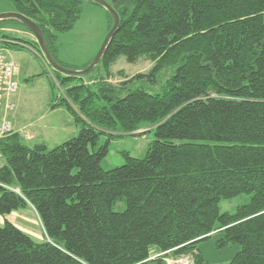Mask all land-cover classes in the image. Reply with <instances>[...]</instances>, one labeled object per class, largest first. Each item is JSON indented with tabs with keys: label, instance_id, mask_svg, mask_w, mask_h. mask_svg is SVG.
<instances>
[{
	"label": "trees",
	"instance_id": "trees-1",
	"mask_svg": "<svg viewBox=\"0 0 264 264\" xmlns=\"http://www.w3.org/2000/svg\"><path fill=\"white\" fill-rule=\"evenodd\" d=\"M10 1L60 63L56 34L74 26L83 0ZM107 2L120 23L105 70L120 56L153 66L118 86L97 83L96 92L68 87L61 105L80 130L54 148L0 137V215L31 206L46 236L37 242L4 219L0 264H162L152 249L209 264L196 247L214 232L218 248L240 246L227 264H264V0ZM55 72L62 84L78 78ZM161 76L159 91L148 92L145 82ZM94 95L104 104L93 105ZM144 122L154 126L144 155L123 153L124 164L108 165L100 136ZM241 194L248 203L220 212L222 199Z\"/></svg>",
	"mask_w": 264,
	"mask_h": 264
},
{
	"label": "rangeland",
	"instance_id": "rangeland-1",
	"mask_svg": "<svg viewBox=\"0 0 264 264\" xmlns=\"http://www.w3.org/2000/svg\"><path fill=\"white\" fill-rule=\"evenodd\" d=\"M10 0H0V13L14 11ZM109 19L105 9L94 2L83 0L81 13L74 26L66 31L59 32L55 39V57L70 70H82L92 61L98 52L103 40L108 33ZM0 35L11 37L17 41H25L27 46L17 49L3 46L0 49L7 60L16 65L15 79L17 89L10 96L13 108L9 110L11 132L17 133L21 141L28 147L43 143L51 149L62 144L66 140L76 136L80 130V124L75 121L72 113L61 105V100L66 97L64 92L70 86L87 85L96 92V84L106 81L113 86L131 79L136 74L148 73L153 62L146 56H138L132 61L124 56L118 57L106 71L101 62L89 74L68 80L63 84L56 79V72L45 60L39 50L36 38L21 23L11 20L0 22ZM34 46H36L34 48ZM61 76H66L60 73ZM166 76H161L157 84L145 82L148 92L159 91L162 81ZM93 105L104 104L105 99L93 96ZM69 100V99H68ZM70 101V100H69ZM72 109L81 117L76 104L71 102ZM153 125L144 122L133 133L124 134L120 130L115 132L120 136H111L105 131L100 136V143L109 141V151L106 162L111 166L124 164L123 153L132 157H142L148 144L154 139ZM0 163L3 159L0 157ZM250 195L241 194L233 198L222 199L219 203L220 212L235 213L237 208L249 202ZM123 202L114 205L115 211L123 209ZM35 241L46 239L41 222L34 208L29 206L24 210L13 211L8 217ZM5 216L0 215V225ZM220 234L214 232L211 236L200 241L196 249L209 264H227L240 250V246L230 243L226 247L216 246ZM195 250V251H197ZM168 255V257L166 256ZM194 253L173 255L171 252L162 255L155 249L151 251V257L165 258V264H194ZM152 259V258H151ZM148 264H160L151 261ZM162 264L163 260H162Z\"/></svg>",
	"mask_w": 264,
	"mask_h": 264
},
{
	"label": "water",
	"instance_id": "water-1",
	"mask_svg": "<svg viewBox=\"0 0 264 264\" xmlns=\"http://www.w3.org/2000/svg\"><path fill=\"white\" fill-rule=\"evenodd\" d=\"M90 2H94L96 4H99L102 6L105 11L108 12L112 19V25L110 29L108 30V33L106 34L103 43L101 44V47L99 48L98 52L96 53L95 57L92 59V61L82 70H70L68 68H65L63 65L58 63L54 57L52 56L46 41L39 29V27L28 17L24 16L23 14L17 12V11H11V12H4L0 13V22L5 20H16L25 27L29 29V31L33 34V36L36 38V42L39 45V50L44 55L45 60L47 63L56 71L66 75V76H73V77H82L84 75L89 74L91 71L94 70L96 66H98L101 62V59L106 51V48L115 34L119 23L120 18L116 10L110 5V3L107 2V0H87Z\"/></svg>",
	"mask_w": 264,
	"mask_h": 264
},
{
	"label": "built area",
	"instance_id": "built-area-1",
	"mask_svg": "<svg viewBox=\"0 0 264 264\" xmlns=\"http://www.w3.org/2000/svg\"><path fill=\"white\" fill-rule=\"evenodd\" d=\"M0 43L7 47L12 45L21 47L27 46V44H24L22 41H17L4 35H0ZM15 75L16 65L12 61L7 60L2 49H0V137L8 135L11 132V122L5 114H2V108L5 112L13 108L10 96L15 93L18 86ZM167 253H169V251L161 254L164 255Z\"/></svg>",
	"mask_w": 264,
	"mask_h": 264
},
{
	"label": "crops",
	"instance_id": "crops-1",
	"mask_svg": "<svg viewBox=\"0 0 264 264\" xmlns=\"http://www.w3.org/2000/svg\"><path fill=\"white\" fill-rule=\"evenodd\" d=\"M12 10H14V9H12ZM11 101V100H10ZM2 114H5L6 116H7V118L9 117V112H5L4 111V109L2 108ZM9 119V118H8ZM11 122V121H10ZM9 215L10 214H8V215H5V219H8L10 222H12L8 217H9ZM15 226H17L16 224H15V222H12ZM18 227V226H17ZM19 228V227H18ZM167 257H168V255H166ZM167 257H165V258H167ZM165 258H163L162 260H163V263L165 264ZM161 260V261H162Z\"/></svg>",
	"mask_w": 264,
	"mask_h": 264
}]
</instances>
